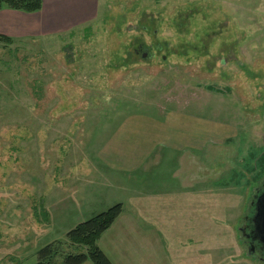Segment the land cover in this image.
Segmentation results:
<instances>
[{"label":"rangeland","instance_id":"obj_1","mask_svg":"<svg viewBox=\"0 0 264 264\" xmlns=\"http://www.w3.org/2000/svg\"><path fill=\"white\" fill-rule=\"evenodd\" d=\"M0 34V264L85 253L67 232L117 203L112 264H262L237 227L264 180V0H41L2 6ZM171 110L240 126L210 198L187 185L206 151L126 175L98 158L123 116Z\"/></svg>","mask_w":264,"mask_h":264},{"label":"crops","instance_id":"obj_2","mask_svg":"<svg viewBox=\"0 0 264 264\" xmlns=\"http://www.w3.org/2000/svg\"><path fill=\"white\" fill-rule=\"evenodd\" d=\"M161 117L153 118L143 113H130L123 116L121 122L123 120L124 122L116 129L112 137L101 145L102 148L98 149V158L112 170L126 175L138 168L157 166L158 160L155 158L157 154L165 158L173 153L194 156L206 151L203 153L204 156L206 154V160L202 157L199 163L203 171H208V174L201 173L200 176L198 175L199 178L191 179L187 185L193 188L194 192L195 185L201 184L198 191H203V197L206 194L210 198L211 149H223L230 139L237 140L241 131L240 126L236 127L232 123L173 110L164 113ZM164 148L173 153L162 154L161 150L163 151ZM224 186L223 190L232 188L228 184ZM83 264L92 263L86 261Z\"/></svg>","mask_w":264,"mask_h":264},{"label":"trees","instance_id":"obj_3","mask_svg":"<svg viewBox=\"0 0 264 264\" xmlns=\"http://www.w3.org/2000/svg\"><path fill=\"white\" fill-rule=\"evenodd\" d=\"M6 6L10 9L20 10L24 12H34L40 9L41 0H0V8ZM0 42L9 43L7 36L0 34ZM253 199V195L251 201ZM122 212V206L117 203L106 211L101 212L90 219L78 223L73 229L67 232L66 236L70 243L86 248L85 253L68 254L62 264H83L90 261L92 264H112L102 251L97 247L96 241L99 236L107 230L115 219ZM252 212L251 204H249V216ZM244 219V218H243ZM54 251L51 245L40 249L37 253V259L41 262L50 259Z\"/></svg>","mask_w":264,"mask_h":264},{"label":"flooded vegetation","instance_id":"obj_4","mask_svg":"<svg viewBox=\"0 0 264 264\" xmlns=\"http://www.w3.org/2000/svg\"><path fill=\"white\" fill-rule=\"evenodd\" d=\"M136 52L141 53L142 58H150L151 53L147 50H142L140 47L135 48ZM264 189V180L260 181V184L255 189L253 194V199L250 202L252 207V212L249 216H245L244 219L240 222L239 226L237 227L239 230V240L245 246L246 254L250 258L264 264V249L262 248L261 244L256 240L252 239L251 230H252V223H251V216L254 212V201L256 196Z\"/></svg>","mask_w":264,"mask_h":264},{"label":"water","instance_id":"obj_5","mask_svg":"<svg viewBox=\"0 0 264 264\" xmlns=\"http://www.w3.org/2000/svg\"><path fill=\"white\" fill-rule=\"evenodd\" d=\"M251 223L252 239H256L264 249V189L255 198Z\"/></svg>","mask_w":264,"mask_h":264}]
</instances>
